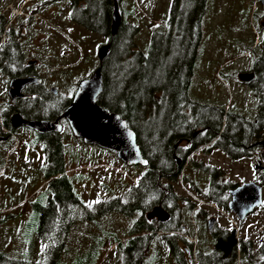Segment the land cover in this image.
Listing matches in <instances>:
<instances>
[{
  "label": "rangeland",
  "instance_id": "obj_1",
  "mask_svg": "<svg viewBox=\"0 0 264 264\" xmlns=\"http://www.w3.org/2000/svg\"><path fill=\"white\" fill-rule=\"evenodd\" d=\"M26 1L14 3V9ZM172 3L119 0L123 32L130 47L145 55L182 92L193 118L210 128L209 138L215 140L207 143L195 133L182 132L181 145L189 148L182 153L169 149L176 170L175 179L169 180L146 167H127L116 153L85 145L73 136L68 122L64 121L61 139L56 136L51 143L30 129H20L0 155V249L11 254L12 264H18L16 255L28 257L34 246V261L44 262V243L37 238V227L39 207H46L51 195L45 147L52 157L64 153L74 192L84 204L108 207L104 217L95 211L101 229L95 224L75 229L67 264L84 260L97 234L106 237L104 248L95 254L98 264H118L123 250L124 264H264V208L239 220L227 204L215 203L208 196L214 178L229 185L248 181L264 185V151L247 155L244 131L226 120L227 114H241L249 122L256 114L264 115L263 89L256 93L238 78L255 67L252 55L261 37L255 5L262 11L264 4L261 0H208L205 33L199 40H184L189 50L185 55L175 49L177 34L168 17ZM12 17L15 24L23 19L32 22L22 29L29 58L40 61L47 80L54 79L52 84L62 96L52 98L51 107L63 110L78 83L98 68V51L108 36L73 21L63 1L35 13H28L26 6L16 17L10 11ZM103 17L111 25L112 18ZM79 18L90 16L81 12ZM222 132L234 136L242 147L234 152L219 147L216 137ZM260 137L264 138V131ZM116 198L128 204L131 216L122 211ZM156 207L168 214L167 221L148 219ZM140 216L162 226L154 234L151 228L135 223ZM137 237L142 241L138 249L130 241Z\"/></svg>",
  "mask_w": 264,
  "mask_h": 264
},
{
  "label": "trees",
  "instance_id": "obj_2",
  "mask_svg": "<svg viewBox=\"0 0 264 264\" xmlns=\"http://www.w3.org/2000/svg\"><path fill=\"white\" fill-rule=\"evenodd\" d=\"M77 1L74 0L75 6ZM87 1L90 2L87 7L90 18L82 20L79 18L80 12H74L71 15L72 20L89 27L92 32L105 33L107 28L100 11L92 8L97 5L96 0ZM207 1L173 0L168 17L169 25L174 27L175 35L177 34L173 38L177 53L185 55L189 53L185 39L199 40L203 37L205 33L203 18ZM30 8L28 4V13L29 11L36 12L32 7ZM7 23V17L4 14L0 15V35ZM29 23H32L29 19H23L20 24H13L18 26L20 31L24 26H29ZM108 42L110 45L108 55L103 61H99L98 66L101 67L103 74V91L99 97V104L127 120L128 125L135 131L138 144L148 160L147 170L159 178L173 180L176 170L169 149L172 148V152L175 149L180 153L187 151V148L183 151L180 147L176 149V146L181 145L183 141L181 134L184 131L199 132L200 139L212 143L215 139L213 136L212 139L209 138L210 128L201 125L193 118L185 106L182 92L176 89L163 73L154 68L145 55L130 47L122 26ZM42 97L44 101L41 104L37 100L29 102V119H52L47 95L43 94ZM226 120L234 122L235 126L243 130L247 128L246 120L240 119L237 114H227ZM245 131L248 132V130ZM214 133L215 130L211 132L212 135ZM216 138V144L230 152L240 147L235 137L226 132H222ZM40 139L47 143L55 140L51 135L41 136ZM45 149L50 167L47 180H49L51 195L47 206L39 207L41 215L38 220L37 238L44 243L43 264H67L68 256L66 255L72 250L74 238L71 235L75 229L84 224H95L101 229L95 211L104 217L108 212V207L103 203L84 204L74 192L67 174L64 153L61 152L52 157L48 148L45 147ZM228 186L227 183H221L219 178H214L208 185L209 198L215 203L228 200L226 192ZM116 201L122 211L129 216L132 215V210L125 201L121 198H116ZM139 218L135 223L148 229L151 228L154 234L159 226H162L159 223L156 225L155 222L143 220L141 216ZM105 241L104 235H94L91 253L84 260H77L74 264H98L99 258L95 254L99 249L104 248ZM130 241L137 249L141 245L138 237ZM36 249L37 246H34V251ZM34 251L28 257H23L21 254L16 255L18 264H36ZM120 253L122 258L117 263L124 264V250ZM0 264H12L11 254L8 251L0 249Z\"/></svg>",
  "mask_w": 264,
  "mask_h": 264
},
{
  "label": "flooded vegetation",
  "instance_id": "obj_3",
  "mask_svg": "<svg viewBox=\"0 0 264 264\" xmlns=\"http://www.w3.org/2000/svg\"><path fill=\"white\" fill-rule=\"evenodd\" d=\"M62 1L65 3H68V10L70 12V16L74 12L75 13L87 12V7L90 5V2L87 0H84L83 2H81V0L80 1L78 0L76 2V6L74 5V0H45V1L44 0H29L27 5L29 4V8L32 7L33 11L36 10L37 12V11H41V8L45 10L46 8L51 6V4L54 6L58 3H61ZM261 1L264 4V0H261ZM18 2L19 0H16V2L15 0H0V15L3 16L4 14L8 20V23L6 24L3 33L0 35V155H3L5 150L9 148V146L11 145V142L15 138V135L18 134V132H20V129L26 128L23 126L16 128L13 125V116L19 114L24 119L29 120V102L31 100H37L38 103L41 104V102L44 101L42 97L43 94L47 95V102L49 103L50 113L52 116V119L50 120L54 121V120H57L59 117L63 116L65 109L68 107V105L73 99L72 97L71 100L67 102L65 100V103H64L65 108H63V110L52 109L53 106L51 103V99L58 97V96L61 97L62 94L60 93L59 88L55 87L52 84V83H55L54 79L49 78L47 80V76H44V74L41 71L42 66L40 64V61L37 59L31 60L29 58V55H28L29 51H28V47H26V42H25L26 41L25 33L23 30L19 31V27L13 24L14 20L10 19V10L8 8L10 5H14V3L17 6ZM96 2H97V5L93 6L92 8L100 11L101 17L103 18V21L105 22L106 28H107L105 33L104 32L101 33L103 35L108 36L104 40L105 42L102 45L104 46V45L109 44L108 41L112 38V36H114L112 35V21H113V17L115 14V10L118 8L120 14H121V10H120V5H119V0H96ZM255 2H258V0H255ZM3 4L5 5L2 6ZM255 9H256L257 16H260L259 24L261 28V37L258 36L257 41H255V48L257 50L254 53V55H252V57L255 60V67L252 68L251 70L239 73L238 78L241 83H243L246 86L251 87L253 90H255L256 93L258 92L260 94L261 89H263L264 91V7L262 11H260L258 7L255 5ZM106 15L112 18L111 25L109 24V22L107 23L106 20L104 19L103 16H106ZM122 25H123V20H122ZM27 39H29V37ZM243 73H248L251 75L249 79L248 78L245 79L248 81H243L240 78V75ZM29 77H37L40 79L41 82L33 83V84H26L24 86V88L21 90V95L28 96V97H21V95L20 96L16 95V93H13L15 95L14 97H12L13 95L11 93V84L13 83V80L26 79ZM29 95H30V98H29ZM61 102H63V100ZM59 109H61V107ZM261 109L264 110V106H261ZM237 115L240 119L242 120L245 119L247 122L245 123L247 125V128L244 130L241 128H238V126L236 125V128L244 131V134L246 136L245 137L246 143L249 144L248 147L245 144L246 147L244 148L247 151V155L251 156L255 154L258 150L264 151V145L262 144V142L264 141V138L260 137L262 131H264V115L262 113L256 114V118L252 122L251 121L249 122L248 118H245L241 114H237ZM64 121L67 123V121L64 118H61L60 123L63 126V131H64ZM245 130H248V132ZM198 134L199 132H196L194 136L196 138H200ZM46 135L47 136L51 135V137L54 136L55 140H56V136H58V138L61 139V135L58 133H47L44 135H38V137L46 136ZM238 145H240L239 148L242 147L241 144H238ZM178 147H180L181 150L183 151L185 148L188 149L189 145L187 147H183L182 145H179V146L177 145L176 149H178ZM262 154L264 155L263 152ZM257 183L262 186L263 205L254 208L253 211L247 214L244 218H241L239 213L235 212L230 207V201L232 199L230 192L236 187L242 185L243 183L240 185L231 184L228 187H226V192L228 193V197H227L228 200H224L221 203L227 204L229 211L235 214V216L239 220H247L246 219L247 217L251 216L257 210L264 208V185L259 182ZM149 218L150 217L148 215V219ZM156 219L159 220L158 217H156L154 220ZM172 243L175 244L176 242H172ZM176 245L178 244L176 243Z\"/></svg>",
  "mask_w": 264,
  "mask_h": 264
},
{
  "label": "water",
  "instance_id": "obj_4",
  "mask_svg": "<svg viewBox=\"0 0 264 264\" xmlns=\"http://www.w3.org/2000/svg\"><path fill=\"white\" fill-rule=\"evenodd\" d=\"M122 26V16L117 8L112 21V35H116ZM110 50V45L99 48V60L103 61ZM251 75L243 73L240 78L243 81ZM37 77L15 79L11 84L12 97L21 95V90L26 84L40 83ZM103 91V74L98 67L89 77L78 83L77 90L63 116L57 120L24 119L21 115L13 116V125L26 127L39 135L47 133L60 134L63 126L60 123L64 118L75 138L80 139L87 146H95L102 150L116 153L119 160L127 167H147L145 158L138 144L135 131L128 125L126 119L119 114L108 111L99 104V97ZM21 97H28L23 96ZM30 98V95H29ZM264 145V141L262 142ZM232 197L230 207L238 212L241 218L253 211L254 208L263 205L262 186L255 181H248L236 187L230 192ZM149 217H158L160 221L167 219L168 214L160 207H156ZM214 219L210 220L212 225Z\"/></svg>",
  "mask_w": 264,
  "mask_h": 264
},
{
  "label": "built area",
  "instance_id": "obj_5",
  "mask_svg": "<svg viewBox=\"0 0 264 264\" xmlns=\"http://www.w3.org/2000/svg\"><path fill=\"white\" fill-rule=\"evenodd\" d=\"M28 2H29V0H27V1H26V2L20 7L19 10H15L14 7H16V6H14V5H10L8 9H9L10 11H12V15H14V16L16 17V16L22 14V9L25 8V10H26V5H27ZM17 6H18V5H17ZM12 18H13V17H12ZM12 20H15V19L13 18ZM134 182H135V185H137V181L135 180Z\"/></svg>",
  "mask_w": 264,
  "mask_h": 264
}]
</instances>
